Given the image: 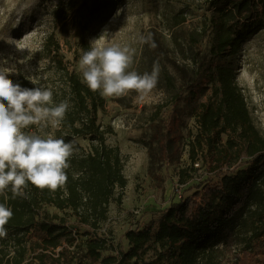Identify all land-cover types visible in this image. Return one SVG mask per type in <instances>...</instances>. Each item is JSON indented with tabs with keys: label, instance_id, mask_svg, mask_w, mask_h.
I'll use <instances>...</instances> for the list:
<instances>
[{
	"label": "trees",
	"instance_id": "1",
	"mask_svg": "<svg viewBox=\"0 0 264 264\" xmlns=\"http://www.w3.org/2000/svg\"><path fill=\"white\" fill-rule=\"evenodd\" d=\"M113 3L92 0L88 16L109 9ZM210 4L214 8L211 16L188 36L162 35L172 45H167L166 58L178 77L165 72L170 110L164 119L154 113L144 145L148 172L161 175L160 164L169 166L179 159L185 115L192 116L197 130L191 142L192 157L196 159L200 153L209 174H215L218 181L186 189L182 198L175 196L142 227L129 229L128 249L102 234L111 201L117 196L121 203L128 183L124 158L120 147L108 141L113 129L99 122L105 98L82 83L80 74L69 70L60 39L52 31L45 36L43 49L64 73L66 84L61 94H53V101L59 104L67 100L70 107L61 126L47 131L73 143L75 151L66 170L67 183L57 191L40 190L29 183L27 199H12L10 191L7 199L0 195V203L13 211L5 226L7 236L0 238V264H78L80 260L64 244L67 240L74 243L73 229L85 237V264H130L151 244H155L156 254L147 264H264V135L237 83L235 64L243 43L264 28V0H210ZM69 16L68 7L57 6L56 26ZM183 21L184 16L175 23ZM206 37L209 45L204 47ZM79 45L82 53L91 48L85 37ZM155 47L163 50L165 46L157 38ZM9 78L24 88L38 86L24 75ZM30 130L35 126L25 131ZM225 133L228 138L224 142ZM235 153L247 158L230 169L227 165ZM48 207L63 215L51 213ZM106 251L111 254L105 256Z\"/></svg>",
	"mask_w": 264,
	"mask_h": 264
},
{
	"label": "rangeland",
	"instance_id": "2",
	"mask_svg": "<svg viewBox=\"0 0 264 264\" xmlns=\"http://www.w3.org/2000/svg\"><path fill=\"white\" fill-rule=\"evenodd\" d=\"M91 2L0 0V67L14 69L9 76L24 75L31 82L35 81L36 85L50 88L53 94H61L66 86L64 73L46 56L43 49V40L52 31L60 39L69 70L81 76L79 62L83 53L79 42L83 37L87 38L91 46L93 43H117L134 49L130 70L140 74L150 73L154 64L159 66L158 83L143 99H139L135 91L123 97H104L105 105L98 112L103 127L113 129L108 141L120 147L128 180L121 203L116 200L117 196L111 201L109 218L101 225L100 232L115 244L128 249L126 232L142 227L156 211L168 207L175 200L177 190L184 194L187 193L186 189L200 182H217L219 179L215 174H209L200 153L196 159L192 157L191 142L197 134L192 116L185 115L179 159L169 166L160 164L161 178L160 174L151 176L148 172L149 157L144 145V141L150 137L154 113L157 112L164 119L170 110L171 92L166 87L164 74L169 71L178 77L166 58L167 45L171 44L169 40H163L162 35L169 37L175 33L181 38L188 36L206 22L214 8L210 0H114L109 9L88 16ZM59 5L68 7L70 16L56 26L55 9ZM259 10L263 12L262 4ZM182 16L185 21L177 25V18L179 20ZM149 34L154 43L159 38L165 46L164 51L148 43H140V36ZM208 45L209 37H206L203 46ZM177 59L181 60L179 56ZM235 64L237 83L246 98L255 125L264 135V28L243 43ZM211 92L212 89H209L208 94ZM228 133L223 135L224 142ZM231 136L240 140L236 134ZM80 142L86 144L83 139ZM246 158V155L241 158L235 153L230 167H227L233 169ZM197 162L200 167L195 165ZM48 210L63 215L54 207H48ZM67 217L74 220L71 216ZM75 232L73 229L74 243L67 240L64 244L80 260L78 264H85L88 260L83 242L85 237ZM61 249H56L55 257H58ZM108 254L111 251L104 253L105 256ZM155 254V244H151L139 260H133L130 264H147ZM63 261L65 255L61 256ZM113 264L119 263L116 261Z\"/></svg>",
	"mask_w": 264,
	"mask_h": 264
},
{
	"label": "clouds",
	"instance_id": "3",
	"mask_svg": "<svg viewBox=\"0 0 264 264\" xmlns=\"http://www.w3.org/2000/svg\"><path fill=\"white\" fill-rule=\"evenodd\" d=\"M139 39L155 47L150 34ZM133 56L134 49L127 45L93 43L80 58L81 82L103 97H123L135 91L143 99L156 87L160 69L154 64L150 73L130 70ZM13 71L0 67V195L7 199L10 191L12 199H27L29 183L51 192L67 183L66 170L75 149L73 143L47 131L61 126L69 102L54 104L50 88L21 87L9 78ZM32 126L34 131H25ZM12 216V209L0 203V238L7 236L5 226Z\"/></svg>",
	"mask_w": 264,
	"mask_h": 264
},
{
	"label": "built area",
	"instance_id": "4",
	"mask_svg": "<svg viewBox=\"0 0 264 264\" xmlns=\"http://www.w3.org/2000/svg\"><path fill=\"white\" fill-rule=\"evenodd\" d=\"M195 165L196 166L199 165L197 167H200V163L199 162H197ZM182 196H183V193L181 192V190H177L176 197L180 199V198H182Z\"/></svg>",
	"mask_w": 264,
	"mask_h": 264
}]
</instances>
